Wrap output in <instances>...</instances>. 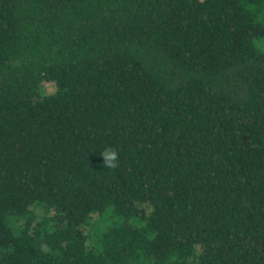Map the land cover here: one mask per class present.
Returning a JSON list of instances; mask_svg holds the SVG:
<instances>
[{
  "label": "trees",
  "instance_id": "16d2710c",
  "mask_svg": "<svg viewBox=\"0 0 264 264\" xmlns=\"http://www.w3.org/2000/svg\"><path fill=\"white\" fill-rule=\"evenodd\" d=\"M260 41L264 0H0V264H264Z\"/></svg>",
  "mask_w": 264,
  "mask_h": 264
},
{
  "label": "clouds",
  "instance_id": "9594fccd",
  "mask_svg": "<svg viewBox=\"0 0 264 264\" xmlns=\"http://www.w3.org/2000/svg\"><path fill=\"white\" fill-rule=\"evenodd\" d=\"M103 165L109 169H115L119 167V152L112 147L106 148L102 153Z\"/></svg>",
  "mask_w": 264,
  "mask_h": 264
},
{
  "label": "rangeland",
  "instance_id": "374dc122",
  "mask_svg": "<svg viewBox=\"0 0 264 264\" xmlns=\"http://www.w3.org/2000/svg\"><path fill=\"white\" fill-rule=\"evenodd\" d=\"M263 44H264L263 41H260V42H257V43H256V45H257L258 48H260V46L263 45ZM46 90H47V92H49V91H50V87H46ZM111 221H112V220H110L109 223H110Z\"/></svg>",
  "mask_w": 264,
  "mask_h": 264
}]
</instances>
